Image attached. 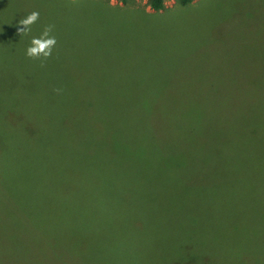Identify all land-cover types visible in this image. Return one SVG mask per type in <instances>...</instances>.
Returning a JSON list of instances; mask_svg holds the SVG:
<instances>
[{"label": "rangeland", "instance_id": "obj_1", "mask_svg": "<svg viewBox=\"0 0 264 264\" xmlns=\"http://www.w3.org/2000/svg\"><path fill=\"white\" fill-rule=\"evenodd\" d=\"M77 1L61 14L43 2L65 38L39 108L13 86L26 67L0 75V164L56 165L73 187L62 197L40 175L0 176V264H264V128H234L264 106L250 90L264 86V0ZM24 5L42 14L39 0ZM0 8L18 25L17 0ZM194 99L214 118L219 105L221 123L169 121ZM141 111L153 128H137ZM66 114L72 128H56ZM33 194L52 205H27Z\"/></svg>", "mask_w": 264, "mask_h": 264}, {"label": "trees", "instance_id": "obj_2", "mask_svg": "<svg viewBox=\"0 0 264 264\" xmlns=\"http://www.w3.org/2000/svg\"><path fill=\"white\" fill-rule=\"evenodd\" d=\"M25 1L26 0H17V6L19 5L18 15H16L17 22L20 19L26 17L30 12L35 10L34 7L32 8V7H28L24 5ZM39 1L42 3V14L40 15V18L36 26L32 27V31L28 34V36L20 35L18 33L17 28L21 27L20 25H16L15 23L14 25H12L13 23L11 21L10 22L8 21L0 22L2 23L0 25V75L3 71L7 72L9 70V71L17 72V71L22 70L20 68L26 67L28 71H25V72H30L31 74L30 76L32 77H28V79H26L27 80L26 83L24 81L21 83H14L13 86H19L25 93H27L26 97L31 101V104L34 103L35 105V103H38L39 104L38 108L41 106V103H40L41 99H38L39 95L42 94L41 93L42 90L40 89V84H49V87H50V84H53V81H45L46 75L49 73L50 68L49 66L42 67L38 65L31 67V64H32L31 62H33V59L28 58L25 55V51H23L24 49H21V48H24L25 46H30L31 39L33 37H38L41 34L44 26L53 25L51 22V17L48 15V13L45 11V8H44L43 2L45 0H39ZM179 1L181 2V4H187L191 0H179ZM52 2L57 7V11H58L57 14H61L62 12H64L63 10H65V12H67L68 10H73L75 7H79L80 4L84 3V2H79L77 0L75 1L52 0ZM5 4L10 5L9 3L5 2L1 4L2 7H4ZM148 5L150 6L151 9L155 11L162 10V8L165 7L164 0H148ZM1 8L0 10H2ZM56 21H57V24H60L59 26L62 28L63 22L60 20V17L56 16ZM6 33H9V35H6ZM64 38L61 40L56 39L57 40L56 46L59 45V43L63 42ZM54 51L55 50L53 49V54L48 59L51 63L54 61ZM24 58H26V60ZM63 70H61V72L63 73V75H65ZM29 78L32 80L29 81ZM0 80H3V79L0 77ZM5 84L6 83L0 82V96H1L0 97V114L3 111V102H4L2 93L5 91V89H7ZM250 90H251V94H255L258 97H262V94L264 96V92H263L264 86L262 85L253 84ZM52 101H53V105H56L57 101H55L54 99H52ZM158 102L159 101H139L137 102V104L139 108L146 109V108H149V106L153 104H156L158 106L157 104ZM15 103H17V101ZM12 104L14 105V103ZM261 106L258 105L257 107H255L256 109H253L254 104L247 107L246 120L243 121L238 118V120L235 121L234 128H264V106L263 107ZM24 112L27 113L28 111H24ZM218 112H219V116L215 113V118H216L215 119L214 116L212 115V112L209 110L208 101L204 103L198 99L182 100L180 110H179L180 116L176 114L178 119H172L169 121L178 123L181 120L184 124H187L189 128H211V126L214 125V121L217 120L219 122L220 120L219 123H221L222 121V114L220 113L221 108L219 105H218ZM150 113H153V112L148 113V112L141 111L136 115L135 118L137 120V126H138L137 128H153ZM163 115L166 116L167 113H163L162 116ZM71 117H72L71 115L66 114V116L63 118L62 121H57L56 128H72ZM227 117L228 116H225L223 117V119L226 120ZM38 118H39L38 122H42L45 120L44 117L39 116ZM168 119L169 118H167V120ZM56 120H57V117H56ZM171 124L173 128H175L177 125L173 123ZM31 128H48V127L46 126L45 122H43V124H39L36 127H31ZM54 171H55V175H53L52 165L41 166L39 165V163H33V162H30V163L5 162L4 164H0V176L2 177H5V176L8 177V175L23 176L25 180L29 182L30 177L34 180H37L38 175H40L41 177H43L44 181L52 182L50 184L51 186L58 185V187H60L59 195H61L62 197H65L68 195V192L66 191H69V190L72 191L73 187L71 186V184H67L63 182L59 183L58 178H57L56 165H54ZM46 186L48 185L46 184ZM81 188H85V186H81ZM31 191L32 190H30V192ZM35 199H36L35 195L33 194L31 199L28 198L26 200L27 205H30L32 203L36 205H52L51 203H53L52 199L46 198L44 195L41 196L39 200L37 199L35 201Z\"/></svg>", "mask_w": 264, "mask_h": 264}, {"label": "clouds", "instance_id": "obj_3", "mask_svg": "<svg viewBox=\"0 0 264 264\" xmlns=\"http://www.w3.org/2000/svg\"><path fill=\"white\" fill-rule=\"evenodd\" d=\"M40 18L38 10H33L26 17L18 21L17 28L20 35H27L32 31V25H34ZM53 25L44 26L41 34L38 37H33L30 42V46L26 48L25 55L33 60H39L41 66L52 56L53 49L56 47L57 40L53 32Z\"/></svg>", "mask_w": 264, "mask_h": 264}]
</instances>
